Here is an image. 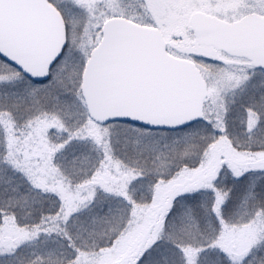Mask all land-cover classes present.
<instances>
[{"label": "snow or ice", "instance_id": "6c2138e0", "mask_svg": "<svg viewBox=\"0 0 264 264\" xmlns=\"http://www.w3.org/2000/svg\"><path fill=\"white\" fill-rule=\"evenodd\" d=\"M0 264H264V0H0Z\"/></svg>", "mask_w": 264, "mask_h": 264}]
</instances>
